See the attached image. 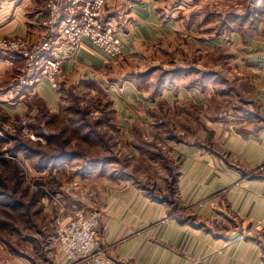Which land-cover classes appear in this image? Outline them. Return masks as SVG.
<instances>
[{"label":"crops","instance_id":"1","mask_svg":"<svg viewBox=\"0 0 264 264\" xmlns=\"http://www.w3.org/2000/svg\"><path fill=\"white\" fill-rule=\"evenodd\" d=\"M238 1H230L235 6L234 14L248 17L250 4L244 11L243 2ZM47 2L0 0V34L22 36L31 43L49 36L56 27L48 23ZM228 3L229 0H107L106 18L123 34V57L110 59L86 41L77 54L64 62L58 88L47 79L32 88H21L16 78L23 59L17 53L0 50V120L27 118L34 122L42 109L58 112L68 89L79 82L116 83L131 73L128 65L132 50L137 52L153 44L173 46L180 35L195 36L196 19L213 18V12L214 17L224 18L229 12ZM252 18L257 22L253 29L230 33L227 29H202L204 43L216 33L233 37L230 44L240 54L235 77L236 105L228 109L222 106V100L229 95L213 86L210 78L213 89H206L204 94L219 98V118L204 114L202 137L175 144L176 197L158 199L128 180L89 205L97 206L102 213L98 247L109 264H264V9ZM218 39L222 41L224 37ZM62 43L59 38L56 50H63ZM208 73H202L204 86L208 80L205 77L211 74ZM218 74L228 81L222 71ZM125 82L118 91L123 92L119 100L136 106H132V112L136 113L140 105L138 112L146 113L147 99L139 98V105L131 100L138 95L145 98L146 93L128 80ZM66 211L61 216L64 220L72 213ZM57 250L46 255L51 264H84L68 261L59 247ZM19 257H7V264H29Z\"/></svg>","mask_w":264,"mask_h":264},{"label":"rangeland","instance_id":"2","mask_svg":"<svg viewBox=\"0 0 264 264\" xmlns=\"http://www.w3.org/2000/svg\"><path fill=\"white\" fill-rule=\"evenodd\" d=\"M230 1L226 17L213 12V18H197L195 36L180 35L173 46L132 50L131 73L116 83L79 82L68 89L58 112L42 109L34 122L0 120V264L11 255L51 264L46 255L58 253L57 228L66 209L71 215L78 209L99 210L89 205L128 180L158 199L176 197L175 144L202 137L204 114L219 118V98H208L204 91L215 84L229 95L222 106L236 105L240 54L230 44L232 35L201 40L202 29L230 33L257 25L247 13L237 17ZM238 2L246 11L249 0ZM204 71L211 73L205 77L207 87ZM125 80L146 93L131 99L137 105L147 99L146 113L138 112L140 105L132 112V104L119 100Z\"/></svg>","mask_w":264,"mask_h":264},{"label":"built area","instance_id":"3","mask_svg":"<svg viewBox=\"0 0 264 264\" xmlns=\"http://www.w3.org/2000/svg\"><path fill=\"white\" fill-rule=\"evenodd\" d=\"M249 3L252 17L264 9V0ZM106 6L107 0H48V23L56 27L49 36L31 43L22 36L0 34V50L23 59L17 84L29 89L47 79L58 88L66 58L77 54L86 41L111 59L122 58L123 34L106 18ZM59 38L63 40L62 51L56 50ZM102 224L99 210L78 209L69 219L61 218L57 237L62 255L70 262L109 264L98 247Z\"/></svg>","mask_w":264,"mask_h":264}]
</instances>
